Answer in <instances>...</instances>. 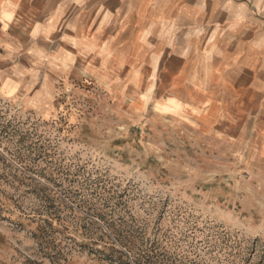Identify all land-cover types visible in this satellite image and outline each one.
I'll list each match as a JSON object with an SVG mask.
<instances>
[{
	"label": "rangeland",
	"instance_id": "rangeland-1",
	"mask_svg": "<svg viewBox=\"0 0 264 264\" xmlns=\"http://www.w3.org/2000/svg\"><path fill=\"white\" fill-rule=\"evenodd\" d=\"M23 82L0 93V264H264L249 89H227L212 118L218 105L185 81L155 91L151 72ZM169 93L182 106L159 104Z\"/></svg>",
	"mask_w": 264,
	"mask_h": 264
},
{
	"label": "crops",
	"instance_id": "crops-1",
	"mask_svg": "<svg viewBox=\"0 0 264 264\" xmlns=\"http://www.w3.org/2000/svg\"><path fill=\"white\" fill-rule=\"evenodd\" d=\"M99 70L151 72L155 91L185 81V94L218 105L212 118L227 89H249L264 114V0H0V93Z\"/></svg>",
	"mask_w": 264,
	"mask_h": 264
}]
</instances>
